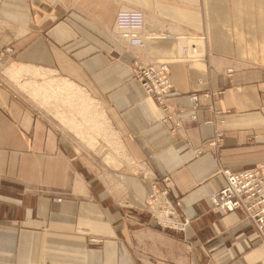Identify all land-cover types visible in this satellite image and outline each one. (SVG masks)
Instances as JSON below:
<instances>
[{"label": "crops", "instance_id": "obj_1", "mask_svg": "<svg viewBox=\"0 0 264 264\" xmlns=\"http://www.w3.org/2000/svg\"><path fill=\"white\" fill-rule=\"evenodd\" d=\"M129 9L145 17L143 50L114 29ZM164 29L176 39H161ZM8 46L0 264H264V241L243 214L208 201L224 169L264 163V0H0V51ZM156 60L170 67L168 113L132 76L134 61ZM59 80L99 105L104 129L88 131L96 113L80 98L60 103ZM50 114L115 172L90 170ZM163 187L183 231L144 211Z\"/></svg>", "mask_w": 264, "mask_h": 264}, {"label": "built area", "instance_id": "obj_2", "mask_svg": "<svg viewBox=\"0 0 264 264\" xmlns=\"http://www.w3.org/2000/svg\"><path fill=\"white\" fill-rule=\"evenodd\" d=\"M114 27L118 37L129 47H143L141 33L144 28V19L141 11H117ZM13 54L12 47L3 48L0 51V61L13 57ZM131 71L144 94L153 99L162 112L168 113L169 95L172 91L169 65L166 62L144 64L135 61ZM189 101L192 109H195L198 103L197 95H191ZM176 128L177 125L172 131L175 132ZM221 174L225 183L219 191L209 196L211 211L225 213L240 211L244 219L253 227L256 237L264 241V163L249 170L224 169ZM155 192L147 197V206H149V213L156 220V226L172 231H183L187 221L180 219L168 202V190L163 187Z\"/></svg>", "mask_w": 264, "mask_h": 264}, {"label": "rangeland", "instance_id": "obj_3", "mask_svg": "<svg viewBox=\"0 0 264 264\" xmlns=\"http://www.w3.org/2000/svg\"><path fill=\"white\" fill-rule=\"evenodd\" d=\"M165 24H163L161 27H163ZM186 30V29H185ZM188 31L189 34H194L196 35V37H203V41L204 43L206 44V41H207V38H206V34L205 33H197V32H194V31H190V30H186ZM163 34V37L162 38H168V39H171V40H175V34L172 33V32H169L168 30L164 29L163 32L161 33ZM193 44V43H192ZM5 48V47H4ZM191 48H196V45L193 44V45H190V46H184L183 47V50L184 51H187ZM3 49V48H2ZM13 49V48H12ZM14 50V49H13ZM14 55V54H13ZM135 62V61H134ZM138 62H141V61H138ZM160 62H167V61H151L149 63H160ZM143 63V62H141ZM168 63V62H167ZM146 64V63H144ZM133 65V63H132ZM6 75H8L6 72H5ZM133 76V75H132ZM135 80V79H134ZM136 81V80H135ZM26 83H29V81H24ZM137 82V81H136ZM33 83H35V85H42L44 82H41V81H34ZM24 98V97H23ZM104 109V108H103ZM104 111V110H103ZM104 113L107 115V112L104 111ZM50 116V119H52L53 122H55L59 129L64 133V136L66 137V139H68L70 141V144H71V147L73 149V151L79 156V158L88 166V168L92 171H94L95 173L99 174V175H103L105 174H108V172H115L112 168H109V167H106V166H103V164L105 162H103L101 160V158L99 157V155L91 150H88L87 149V141L85 140L86 138L85 137H80L79 134L77 133V131L75 129H72L66 125H64L63 123H61L58 119H56L55 117H53V115H49ZM84 140H83V139ZM126 167V166H125ZM162 182V181H161ZM163 182H165V180H163ZM152 192L156 193L155 190H152ZM150 196V195H149ZM148 200L145 199L142 203V205H144V211L147 210V212H149L148 210ZM150 214V213H149ZM152 216L153 218V215L150 214V217ZM156 216V215H154ZM157 217V216H156ZM153 220L155 221V224H156V220L153 218ZM160 228V227H159ZM167 230V229H166ZM170 231V230H169Z\"/></svg>", "mask_w": 264, "mask_h": 264}, {"label": "bare ground", "instance_id": "obj_4", "mask_svg": "<svg viewBox=\"0 0 264 264\" xmlns=\"http://www.w3.org/2000/svg\"><path fill=\"white\" fill-rule=\"evenodd\" d=\"M129 10H136V9H129ZM143 19L145 20L144 15H143ZM114 29H115V27H114ZM116 33L118 35V32L117 31H116ZM136 49L143 50L144 49V45H143L142 48H136ZM52 86L58 88L61 93H64L65 94V98L60 97V103L61 104L62 103L63 104H68L70 102L69 100L70 99L72 100V97H74L75 99H76V97H78V98H80V102H82V104H83V106H85V108H87V109H94L95 110V113H96V116L94 117L95 119H92L91 118L89 120H85V121H90L89 123H85L86 124V127H87V129H88L89 132H94L97 129H99L98 127L101 126V123H102V127L104 129V125H106V124H104V120H105L104 119V116H103V114L100 111H98V108L99 107L97 108V106H99V105H96L95 104L96 105L95 106L94 105V101L92 99H90L89 97H87L78 88L74 87L72 84H70V83H68L66 81H62V80H59L57 82H53L52 81ZM84 104H87V105H84ZM83 125H84V123H83ZM103 129H102V132H103Z\"/></svg>", "mask_w": 264, "mask_h": 264}]
</instances>
